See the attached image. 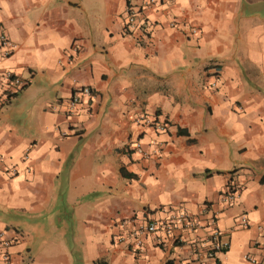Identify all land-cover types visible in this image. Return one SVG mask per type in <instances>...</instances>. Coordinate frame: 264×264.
I'll return each mask as SVG.
<instances>
[{"label": "crops", "instance_id": "1", "mask_svg": "<svg viewBox=\"0 0 264 264\" xmlns=\"http://www.w3.org/2000/svg\"><path fill=\"white\" fill-rule=\"evenodd\" d=\"M138 3L0 0V94L5 69L23 80L0 98L11 264H264V0ZM167 209L198 228L136 247ZM213 228L228 246L208 257Z\"/></svg>", "mask_w": 264, "mask_h": 264}, {"label": "built area", "instance_id": "2", "mask_svg": "<svg viewBox=\"0 0 264 264\" xmlns=\"http://www.w3.org/2000/svg\"><path fill=\"white\" fill-rule=\"evenodd\" d=\"M159 1L169 2L172 0H139L140 8H147L153 6ZM133 22V12L127 7L126 12V23ZM4 46H12L10 41L6 38L4 33L0 29V47ZM2 77L5 81L8 82V86L1 91L0 98L6 99L12 94L16 92L22 85L23 80L16 76L11 70L5 69L2 73ZM82 96H87L89 98H93L95 93L92 91L90 87L82 86L76 88L70 96L63 103V111L65 114H72L75 111L76 105L78 104L80 98ZM240 107H237L239 109ZM145 123H148L149 126H152L155 129L162 130L164 128V123L157 121L156 119H147ZM135 151L138 152L141 157H147L149 154L145 152L140 145L135 146ZM153 153H157L156 150L152 151ZM26 155V154H25ZM219 199L223 202H230L234 199V192H222L219 194ZM168 214L167 218L160 219L155 222H149L146 224H139L135 230L130 232L131 237L134 240V245L137 247L140 244V239L138 236L142 233H151L156 230H162L165 233H170L172 231L173 226L182 225L185 227H189V229H197L198 223L197 221L191 217L187 212L183 210H170L166 211ZM240 224L243 227H247L248 221L244 215L240 216ZM220 232L216 228H213L208 237L206 239V243L209 242V246L206 249V255L208 257H213L214 253L224 250L228 246L227 240L219 239ZM205 242H201V245H205ZM11 239L7 238L0 232V264H11L10 261V247Z\"/></svg>", "mask_w": 264, "mask_h": 264}, {"label": "trees", "instance_id": "3", "mask_svg": "<svg viewBox=\"0 0 264 264\" xmlns=\"http://www.w3.org/2000/svg\"><path fill=\"white\" fill-rule=\"evenodd\" d=\"M120 173L122 174V176L132 177V174L125 172L122 168H120ZM101 264H104V263H101Z\"/></svg>", "mask_w": 264, "mask_h": 264}]
</instances>
